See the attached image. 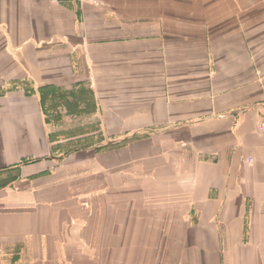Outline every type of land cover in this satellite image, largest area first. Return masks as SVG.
<instances>
[{"label": "crops", "instance_id": "crops-1", "mask_svg": "<svg viewBox=\"0 0 264 264\" xmlns=\"http://www.w3.org/2000/svg\"><path fill=\"white\" fill-rule=\"evenodd\" d=\"M0 264H264V0H0Z\"/></svg>", "mask_w": 264, "mask_h": 264}, {"label": "rangeland", "instance_id": "rangeland-1", "mask_svg": "<svg viewBox=\"0 0 264 264\" xmlns=\"http://www.w3.org/2000/svg\"><path fill=\"white\" fill-rule=\"evenodd\" d=\"M49 114L52 115V117H54L55 116V110L49 111Z\"/></svg>", "mask_w": 264, "mask_h": 264}]
</instances>
